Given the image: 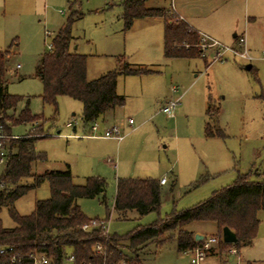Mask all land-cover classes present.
<instances>
[{
    "label": "rangeland",
    "instance_id": "1",
    "mask_svg": "<svg viewBox=\"0 0 264 264\" xmlns=\"http://www.w3.org/2000/svg\"><path fill=\"white\" fill-rule=\"evenodd\" d=\"M196 1L149 0L146 5L171 8L173 4L186 3L196 16L193 9ZM248 6L249 15L255 17L252 30L256 38L258 25L264 23V0H248ZM122 10L121 0H0V50L13 44L4 77L8 93L19 97L14 115L28 106L32 113L47 119L42 130L45 136L34 143L35 150L44 153L45 159L36 161L32 172L63 169L68 163L74 183L81 184L88 176L102 177L106 182L105 204L98 197L80 198L77 204L90 218L108 217V232L118 235L126 234L137 224H150L173 210L204 200L213 190L233 183L238 173L264 169V99L261 97L264 51L258 47L251 52L255 57L250 62L254 66L252 70L245 66L246 61L229 52L225 53V59L213 60L216 47H229L233 33L244 31L245 0H228L210 14L217 15L221 21L219 31L227 37L221 41L222 45L203 50L206 58H164L162 21L137 18L125 30ZM71 13L77 16L71 31L76 51L86 55L88 79L116 68L119 60L152 70L117 78L116 90L125 102L114 107L111 124L129 117L134 120L133 128L125 130L120 142L81 137L89 129L82 130L80 101L58 96L56 113L52 105L42 102L43 86L35 71L41 54ZM179 95L174 115L167 117L161 107ZM208 98L220 104L218 125L224 137L204 135ZM71 121L76 137L66 135L74 134L66 125ZM96 122L100 125V120ZM40 128V122H23L11 131L18 136L41 133ZM162 176L166 183L160 187L161 204L157 211L143 216L131 211L127 219L118 218L112 208L117 177ZM49 193L45 181L17 199L15 208L20 214H28L35 201L48 198ZM0 217L3 226L14 225L6 208ZM257 217L260 222L250 245L234 254L228 252L229 246L220 250L216 244L215 252L221 256L209 255L201 264H264V210ZM188 227L205 236L217 233L216 224L210 221L192 222ZM124 252L132 256L129 250ZM138 257L143 264H188L189 261L187 253L177 251L174 239L161 246L149 243L138 252Z\"/></svg>",
    "mask_w": 264,
    "mask_h": 264
},
{
    "label": "trees",
    "instance_id": "2",
    "mask_svg": "<svg viewBox=\"0 0 264 264\" xmlns=\"http://www.w3.org/2000/svg\"><path fill=\"white\" fill-rule=\"evenodd\" d=\"M146 2L121 0V19L125 30L137 18H161L164 23L165 58L204 57L202 35L197 30L173 9L148 7ZM76 17L71 13L52 37L51 48L41 54L35 76L43 86V104L52 105L56 113L58 96L78 100L82 104L81 120L84 125L91 126L107 110L124 104V97L116 91L119 76L146 74L152 70L124 61L119 68L88 79L86 55L73 48L75 37L71 25ZM12 45L0 50V141L6 151L5 159L0 163V213L6 208L14 225L3 226L0 217V264H33L35 256L46 257L48 264H61L67 252L73 254V264H143L138 252L149 243L161 246L174 239L177 251L184 252L207 238L187 229L188 224L198 221L216 224V235L209 236L219 238L220 250L231 246L221 240V229L225 226L235 233L237 241L233 246L237 250L252 243L260 222L257 214L264 210V169L238 173L233 183L213 190L204 200L181 210H173L150 224H137L126 234L105 235L99 228L84 230L83 226L91 219L100 218L86 216L77 200L98 197L99 202L105 204L106 182L100 176H88L83 183H74L68 165L62 170H48L40 174L32 172L33 164L45 159L44 153L35 150L34 143L45 136L42 130L47 119L42 114L32 113L28 106L14 115L19 97L8 93L4 77ZM261 97L264 99V92ZM219 113L220 104L209 98L205 111L206 137L225 136L218 125ZM23 122H40L41 133L12 134L11 128ZM28 179L31 181L28 182ZM45 181L49 186L48 198L36 200L31 212L20 214L15 208L17 199ZM173 185L174 181L171 187ZM160 204L161 188L157 179L116 178L112 208L118 218L127 219L131 211L143 216L157 211ZM102 219L107 220L108 217ZM97 245L102 246L101 252L96 250ZM124 249L129 250L132 256H128Z\"/></svg>",
    "mask_w": 264,
    "mask_h": 264
},
{
    "label": "crops",
    "instance_id": "3",
    "mask_svg": "<svg viewBox=\"0 0 264 264\" xmlns=\"http://www.w3.org/2000/svg\"><path fill=\"white\" fill-rule=\"evenodd\" d=\"M174 1V0H173ZM228 0H197L194 5H193V9L196 11L197 14H194L196 16H193L190 9H188L185 5V4H178V6H176V4L171 7V9H173V11L181 18L183 19L184 21H186L191 28L197 30L202 36H205L207 37V41H216L218 43V45H222V42L223 39L226 40V37L227 36H224V33L220 32L219 29L221 27V21L217 19V15H214V16H210V14L214 13L215 10H217L218 6L219 8L222 7V4L224 3V5H226V2ZM149 2V0H147L146 4ZM248 0H245V15H244V31L241 32L240 34H236V32L233 33V38L232 40L229 42V47H238L237 46V36L239 35H244L245 37V40H246V46H247V49L249 51V53L251 54L252 51H257L258 47H261V49L264 51V23L262 25H258V36L255 38V33L254 31L252 30V28L256 25L255 24V17L254 16H250L249 15V12H248ZM199 13H202V14H199ZM139 19V18H138ZM143 19V18H142ZM159 20L162 21L163 23V20L161 18H158ZM163 30H164V23H163ZM260 37V38H259ZM217 46V45H216ZM73 48L76 49V45L74 44L73 45ZM217 50H218V47H216ZM211 50H214V49H211ZM216 49L214 50L217 51ZM207 52V51H206ZM204 54V57H205V53ZM232 55V54H231ZM252 55V54H251ZM233 57L237 58V59H240L234 55H232ZM165 58V57H164ZM206 58V57H205ZM166 59H170V58H166ZM225 59V58H224ZM255 59V57H254ZM213 60H217V59H214ZM240 60H243V59H240ZM125 60H119L116 68H119V66L122 64V62H124ZM245 61V60H244ZM247 62V61H246ZM252 62V61H251ZM246 67L249 66V69L251 67H254L253 65L250 64V62H247V64L245 65ZM115 69V68H114ZM112 70V69H110ZM108 71V70H107ZM105 71V72H107ZM104 72V73H105ZM103 74V73H102ZM87 75V73H86ZM100 76V75H99ZM98 77V76H97ZM88 78V77H87ZM117 86V84H116ZM117 91V90H116ZM179 100L180 102V95L176 98ZM175 99V100H176ZM209 100V98H208ZM208 100H207V103H208ZM170 102V101H169ZM207 107V105H206ZM206 107H205V111H206ZM114 110L115 108H112V109H109L107 110L98 120H100V125L97 132L98 133H101L103 129L107 128L108 126L112 125V121L110 120L112 115L114 114ZM204 111V113H205ZM114 116V115H113ZM130 118V117H129ZM97 120V121H98ZM124 121V120H123ZM73 122V121H71ZM118 122V121H116ZM115 122V123H116ZM134 124V123H133ZM82 130L85 131L86 129H89L88 132H83L81 137L83 138H88V139H99V138H91V137H84V135H88L89 133H91V128L90 126H86L83 124L82 122ZM204 126H205V122H204ZM69 127V126H67ZM69 128H72L74 130V134H66L67 136H70V137H76L78 136L76 134V131H75V125H74V122H73V125ZM133 126H129L127 125V123H125L123 126H122V133H123V138L125 136V130L126 129H132ZM57 134H59V131H57ZM24 135V134H22ZM205 135V133H204ZM17 136V135H16ZM20 136V135H18ZM122 138V139H123ZM207 138H211V137H207ZM100 139H111V140H115L117 142H120L122 141V139L120 140H117V139H112V138H100ZM66 165L69 166L68 163H65L64 165V168L66 167ZM70 168V166H69ZM53 170V169H52ZM54 170H57V169H54ZM59 170H62V169H59ZM163 177V176H162ZM155 178L159 180L162 178ZM132 178V177H130ZM175 182V181H174ZM166 183V182H165ZM164 183V184H165ZM160 184V183H159ZM164 184H160V187L161 185H164ZM173 187V186H172ZM172 187L170 188V190L172 189ZM129 214V213H128ZM108 221V220H107ZM191 224V223H190ZM190 224H188L186 227L187 229L189 230H192V231H195V232H198L197 230L191 228V227H188L190 226ZM186 253V251H184ZM227 254V253H226ZM209 255H220L221 254H218L215 252V247L212 248V250H210L207 255L205 256V258ZM205 258L203 259L202 262H204ZM201 262V263H202Z\"/></svg>",
    "mask_w": 264,
    "mask_h": 264
},
{
    "label": "built area",
    "instance_id": "4",
    "mask_svg": "<svg viewBox=\"0 0 264 264\" xmlns=\"http://www.w3.org/2000/svg\"><path fill=\"white\" fill-rule=\"evenodd\" d=\"M208 38L205 36H202L201 38V48L205 50L207 47H213L218 46V43L216 41H209L207 42ZM237 46L238 47H218V51H216L214 59L217 60H223L224 55L226 52H229L230 54L243 59L247 62H251L254 60V56L251 55L247 49L246 46V40L244 35L237 36ZM51 48V43L48 45V49ZM264 56V52H263ZM19 66V64L17 65ZM179 103V100H173L170 102H167L161 107V112H163L167 117H172L174 115V111L177 108V105ZM127 123L130 127L133 126L134 120L130 117L126 121L119 120L118 122L108 126L107 128L103 129L101 133H98L97 130L99 128L97 122L95 121L91 126V133L88 135H84V137H91V138H112L120 140L123 138V133L121 131L122 126ZM67 126L71 127L73 125V122H68L66 124ZM2 135L0 133V139ZM6 151L3 149L0 141V163L3 162L5 159ZM166 182L165 177H162L159 180L160 184H164ZM107 220H104L102 218L100 219H91L90 223L85 224L83 226V229L86 231H90L92 228H99L101 233L107 235L109 232L107 230ZM219 242V238L216 236H208L207 238L203 239L198 245L195 247L186 250V253L189 256L188 264H201L207 253ZM228 252L236 254L238 250L233 246V244H230ZM96 250L98 252L102 251V246L97 245ZM2 252V250H0ZM74 256L71 252L65 253L63 256L61 264H67L66 261L73 262ZM49 261L44 256H35L33 260V264H48Z\"/></svg>",
    "mask_w": 264,
    "mask_h": 264
},
{
    "label": "water",
    "instance_id": "5",
    "mask_svg": "<svg viewBox=\"0 0 264 264\" xmlns=\"http://www.w3.org/2000/svg\"><path fill=\"white\" fill-rule=\"evenodd\" d=\"M247 67L249 68V66ZM196 238L197 239L199 238L198 234H196ZM221 240L222 242L227 243V244H234L236 243L237 238H236L235 233L231 229L225 226L221 229Z\"/></svg>",
    "mask_w": 264,
    "mask_h": 264
}]
</instances>
